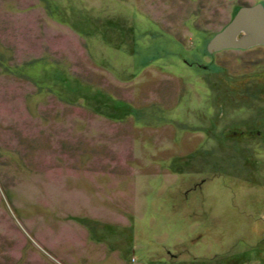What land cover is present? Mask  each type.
Listing matches in <instances>:
<instances>
[{
	"label": "rangeland",
	"instance_id": "obj_1",
	"mask_svg": "<svg viewBox=\"0 0 264 264\" xmlns=\"http://www.w3.org/2000/svg\"><path fill=\"white\" fill-rule=\"evenodd\" d=\"M257 1L0 0V264H264Z\"/></svg>",
	"mask_w": 264,
	"mask_h": 264
},
{
	"label": "water",
	"instance_id": "obj_2",
	"mask_svg": "<svg viewBox=\"0 0 264 264\" xmlns=\"http://www.w3.org/2000/svg\"><path fill=\"white\" fill-rule=\"evenodd\" d=\"M264 44V5L261 2L242 5L232 19L207 42V51L226 48L245 49Z\"/></svg>",
	"mask_w": 264,
	"mask_h": 264
},
{
	"label": "trees",
	"instance_id": "obj_3",
	"mask_svg": "<svg viewBox=\"0 0 264 264\" xmlns=\"http://www.w3.org/2000/svg\"><path fill=\"white\" fill-rule=\"evenodd\" d=\"M257 2H259V1H257ZM261 3H263V2H261ZM263 5H264V3H263ZM240 7H241V5L238 6L237 10H238ZM237 10H236V11H237ZM236 11H235V12H236ZM235 12H234V14H235ZM234 14H233V15H234ZM233 15H232V16H233ZM220 30H221V29H220ZM218 31H219V30H218ZM218 31H216V32H218ZM216 32H215V33H216ZM215 33H214V34H215ZM211 37H212V36H211Z\"/></svg>",
	"mask_w": 264,
	"mask_h": 264
}]
</instances>
